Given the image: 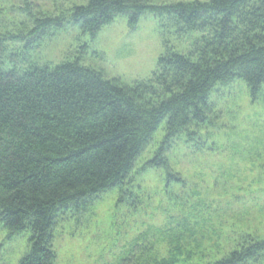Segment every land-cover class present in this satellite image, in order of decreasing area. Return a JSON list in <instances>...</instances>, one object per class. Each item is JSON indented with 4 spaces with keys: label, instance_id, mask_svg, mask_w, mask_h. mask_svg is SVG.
I'll use <instances>...</instances> for the list:
<instances>
[{
    "label": "trees",
    "instance_id": "16d2710c",
    "mask_svg": "<svg viewBox=\"0 0 264 264\" xmlns=\"http://www.w3.org/2000/svg\"><path fill=\"white\" fill-rule=\"evenodd\" d=\"M21 1L23 19L14 26L0 8V226L10 237L30 234L19 264H57L64 214L82 215L98 195L117 190L120 204L140 205L133 189H141V172L162 170L166 196L172 200V185L181 194L186 179L169 157L179 138L215 154L230 148L234 158L252 162L246 189L239 171L229 175L240 184L236 214L255 206L264 212V0H89L54 11ZM147 13L190 45L180 52L164 41L157 70L132 85L82 64V57L53 64L37 55L45 37L70 27L94 39L119 16L135 28ZM238 82L259 108L237 143L224 141L215 105L221 89ZM162 126L160 145L138 166ZM204 201L190 216L167 215L164 227L149 225L117 264H264V236L231 226L233 248L215 260L195 259L189 248L201 246ZM174 202L177 209L187 204Z\"/></svg>",
    "mask_w": 264,
    "mask_h": 264
},
{
    "label": "rangeland",
    "instance_id": "374dc122",
    "mask_svg": "<svg viewBox=\"0 0 264 264\" xmlns=\"http://www.w3.org/2000/svg\"><path fill=\"white\" fill-rule=\"evenodd\" d=\"M88 1L30 0L31 3L34 2V9L49 11L86 4ZM151 1L154 4H162L195 0ZM21 6H25L21 0H0L3 16L10 25L14 26L23 19L19 11ZM164 41H169V44L180 52H187L190 45L188 38H178L174 35V30L168 31L162 27L154 14H145L135 28L131 27L128 17L122 15L104 27L94 39L78 27H70L52 37H45L37 55L43 63L49 60L53 64L82 57V64L104 71L109 78L132 85L137 80L151 77L157 70L159 58L166 51ZM219 97L215 105L222 114L223 127L219 132L224 136V141L238 143L237 135L247 128L248 115L258 111L259 107L250 105L247 88L241 82L230 89H221ZM262 110L263 107L260 111ZM163 137L162 126L138 166L153 154ZM221 151L225 154H215L205 148L201 151L200 148L197 149V145L191 146L183 138L176 139L169 157L173 167L182 172L186 186L182 188L181 194H177L180 193V188L172 185V200L165 194V174L162 170L147 171L141 172L137 180L141 189H133H137L134 192L139 195V200H142L135 208L120 204L117 190H111L98 195L92 207L82 215L73 211L66 212L56 233L57 264H117L119 254L149 225L164 227L167 223L164 216L167 215L174 218L182 214L190 216L188 210L200 208L203 200L205 201L201 209L204 213L200 216L202 219L197 229L201 232L198 236L201 246L189 248L195 252V259L202 255V262L215 260L233 248L237 239L236 234L231 232L232 227L264 236L262 209L255 206L242 216L236 214V208L240 205L235 203V194L240 195V184L236 185L234 178H229L230 174L237 176L235 173L239 171L242 186L246 189L248 182L244 175H247V166H251L252 162L234 158L230 148ZM228 166L231 167L230 172ZM254 191L256 190L253 189L252 192ZM174 199L187 203L186 207L177 209ZM173 210L175 212L172 213ZM9 235V231L0 226V264H19L29 248L30 234L13 237ZM167 247L163 248L161 254L166 255L165 258L168 256Z\"/></svg>",
    "mask_w": 264,
    "mask_h": 264
}]
</instances>
